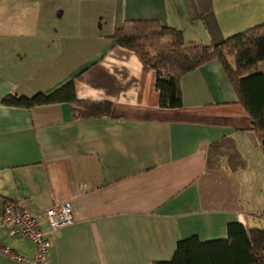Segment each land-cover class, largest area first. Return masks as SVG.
I'll return each mask as SVG.
<instances>
[{"label": "crops", "instance_id": "1", "mask_svg": "<svg viewBox=\"0 0 264 264\" xmlns=\"http://www.w3.org/2000/svg\"><path fill=\"white\" fill-rule=\"evenodd\" d=\"M132 19L218 43L264 22V0H0V242L28 260L35 245L9 234L6 200L40 213L72 204L73 222L49 236L50 264H153L181 239H226L233 221L264 229V151L221 63L182 77V107H161L156 71L111 37ZM71 80L112 114L3 102ZM226 137L245 169L207 166L208 147ZM0 264L29 263L0 254Z\"/></svg>", "mask_w": 264, "mask_h": 264}, {"label": "trees", "instance_id": "2", "mask_svg": "<svg viewBox=\"0 0 264 264\" xmlns=\"http://www.w3.org/2000/svg\"><path fill=\"white\" fill-rule=\"evenodd\" d=\"M111 37L117 45L135 52L147 67L156 71V89L160 105L165 108L183 106L181 79L184 75L218 60L239 103L252 117L250 129L264 151V73L253 71L264 60V22L211 44L188 43L181 30L155 19L126 20ZM188 47H192L193 52ZM3 102L27 108L67 102L76 119L105 117L113 112L111 102L79 99L74 80L48 94L40 92L31 97L10 94ZM223 159L233 172L247 167V160L231 137L208 147L209 168H219ZM153 264H264V229H247L242 223L233 221L227 226L226 239L201 241L198 236L181 239L171 260Z\"/></svg>", "mask_w": 264, "mask_h": 264}, {"label": "built area", "instance_id": "3", "mask_svg": "<svg viewBox=\"0 0 264 264\" xmlns=\"http://www.w3.org/2000/svg\"><path fill=\"white\" fill-rule=\"evenodd\" d=\"M73 219L74 208L71 203L58 204L40 213L26 209L18 202L6 200L3 220L9 226V234L32 242L36 251L33 258L28 260L10 246L0 242V254L18 262L50 264V234L71 224ZM43 220L48 224V229L44 228Z\"/></svg>", "mask_w": 264, "mask_h": 264}]
</instances>
